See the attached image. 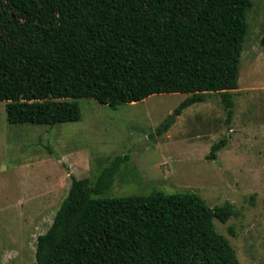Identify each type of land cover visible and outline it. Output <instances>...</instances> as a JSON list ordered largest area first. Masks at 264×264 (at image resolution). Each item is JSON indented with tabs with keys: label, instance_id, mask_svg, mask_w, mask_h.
<instances>
[{
	"label": "trees",
	"instance_id": "16d2710c",
	"mask_svg": "<svg viewBox=\"0 0 264 264\" xmlns=\"http://www.w3.org/2000/svg\"><path fill=\"white\" fill-rule=\"evenodd\" d=\"M252 0H0V102L10 125L77 122L73 101L134 104L188 94L174 113L230 93ZM168 128V126H167ZM222 139L207 156L215 160ZM128 156L90 184L73 179L36 264H239L213 220L235 215L196 194L105 197ZM232 233L231 231H229Z\"/></svg>",
	"mask_w": 264,
	"mask_h": 264
},
{
	"label": "rangeland",
	"instance_id": "374dc122",
	"mask_svg": "<svg viewBox=\"0 0 264 264\" xmlns=\"http://www.w3.org/2000/svg\"><path fill=\"white\" fill-rule=\"evenodd\" d=\"M247 24L230 117L220 93L180 115L174 111L188 94L117 107L79 98L80 120L54 126L10 125L0 102V264H36L37 237L72 180L93 184L124 155L103 196L193 193L210 208L229 204L235 215L214 219L216 232L239 264H264V0H252ZM222 139L216 159H207Z\"/></svg>",
	"mask_w": 264,
	"mask_h": 264
},
{
	"label": "water",
	"instance_id": "95a60500",
	"mask_svg": "<svg viewBox=\"0 0 264 264\" xmlns=\"http://www.w3.org/2000/svg\"><path fill=\"white\" fill-rule=\"evenodd\" d=\"M262 44H264V38H263ZM174 116H175V115H173V116L171 117V119H172ZM171 119H170V120H171ZM170 120H169V122H170Z\"/></svg>",
	"mask_w": 264,
	"mask_h": 264
}]
</instances>
